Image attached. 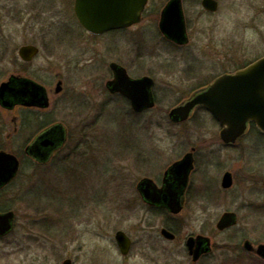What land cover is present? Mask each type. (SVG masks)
I'll list each match as a JSON object with an SVG mask.
<instances>
[{"label":"rangeland","instance_id":"obj_1","mask_svg":"<svg viewBox=\"0 0 264 264\" xmlns=\"http://www.w3.org/2000/svg\"><path fill=\"white\" fill-rule=\"evenodd\" d=\"M166 1L151 0L150 10L159 13ZM217 1L219 10L207 14L201 1L184 0L185 17L191 23L189 29L194 38L181 50L184 58L162 45L143 58L147 66L137 68L135 73L145 74L156 61L185 57L196 60L198 70V60L217 63L221 73L231 69L230 62L237 69L264 56V0ZM74 4L75 0H0V85L12 74L20 73L24 60L19 49L36 45L40 51L27 64L26 75L53 92L58 81L65 87L51 110L53 120L72 129L92 124L93 139L98 136L92 150L73 164V158L63 161L66 152L58 154L46 167L29 158L24 164L26 220L32 233L28 234L24 264H63L67 258L74 264H225L238 255L224 246L241 245L245 239L264 242V226H247L242 221L227 231L218 230L216 223L224 206L217 210L198 204L186 213V226L173 242L160 234L164 216L154 217L142 206L132 210L118 208L121 195L127 193L128 198L133 194L135 183L143 177L140 171L151 170L162 157L171 155L169 150H174L180 141L200 139V134L193 131L198 121L208 124L209 134H203L210 138L215 122L198 114L179 127L169 117L172 105L177 103L173 99L160 98L154 110L133 114L123 98L109 95L103 80L111 77L108 67H103V60L106 65L111 60L108 46L104 39L94 40L83 33ZM128 50L125 47L124 53ZM156 76L158 81L166 80L161 74ZM13 120L14 114L0 107V127L8 126L4 131L0 129V139L3 132V136L7 135L6 129L13 132ZM31 131L27 129L26 136ZM185 142L182 145L186 146ZM241 214L245 217L247 212ZM44 218L43 228L54 237L46 235L41 227ZM120 230L135 242L127 256L121 254L115 239ZM189 233L209 236L214 244L212 254L193 262L185 247ZM11 261L22 264L21 258ZM246 263L263 264L252 258Z\"/></svg>","mask_w":264,"mask_h":264},{"label":"flooded vegetation","instance_id":"obj_2","mask_svg":"<svg viewBox=\"0 0 264 264\" xmlns=\"http://www.w3.org/2000/svg\"><path fill=\"white\" fill-rule=\"evenodd\" d=\"M170 1L167 0L158 13L150 10L151 0H148L140 23L102 34L89 32L76 17L83 33L85 32L94 40L102 38L106 41L111 60L107 65L103 60V67H108V75L111 77L103 78V80L105 79V90L109 95L123 98L133 114L154 110L158 106V100L162 98L177 101L170 109V117L171 111L176 107L209 90L217 78L233 74L259 59L250 61L237 69H234L231 60L228 59L231 69H224L223 72L218 73L217 63L198 60V62L201 61L199 62L201 68L198 70L195 66L197 61L193 58L185 57L181 60L177 58L156 61L153 66H149L145 74L138 75L135 73L137 68L147 66L143 58L154 54L162 45L171 49V53L181 54L184 58V52L181 50L187 48L194 40L189 29L191 23L187 21L186 17L185 42H178L162 32L160 28L162 13ZM198 1H201L202 5L203 0H195L196 3ZM205 13L210 14L211 12L205 11ZM125 47L129 49L127 53H124ZM192 53L196 54V52ZM196 55L199 57L198 54ZM32 61H23L20 73L12 74L3 82L10 83V85L3 98H0V107L14 114L13 132L10 133L6 129L7 135L3 136L4 132L2 133L0 154L12 155L18 162L14 172L10 159L8 162L4 159L0 161V264H15L11 260L17 258H21L22 264H24L28 234L32 236V233L28 231V220H26L27 190L23 177L26 161L30 159L33 163L46 167L57 159L58 154L66 152L67 156L63 158V161L73 158V164L76 159L82 158L90 152L98 142V136L94 140L91 135L90 126L92 124L72 129L64 122L53 120L51 110L55 105V99H58L57 105L59 97H62L65 92V87L62 81H58L56 86L61 83V91L56 92L55 89L53 92L33 77L26 75L29 72L27 64ZM154 61L152 60V63ZM158 74L163 75L166 80L158 81L156 78ZM126 76L131 80H140L145 77L153 80L150 92L154 98L155 107L144 109L141 112L133 108L131 100L126 96L127 91L132 89L128 81L124 79ZM26 81H29V84ZM113 81L115 83L112 86L109 83ZM28 85L30 86L28 87ZM35 85L45 89L48 106H44L46 102L42 100V93L38 94L36 91ZM113 89L117 90L113 92ZM198 114H201V118L203 115L209 116L215 122L210 138L204 136V134H209L208 124L203 123V120L195 123L193 131L200 134V139L186 141V146L182 145L184 140L180 141L179 145L177 143L173 147L174 150H169L171 155L162 157V161L152 165L151 170L140 171L143 177L135 183L131 197L126 198L127 193H125L121 197L119 196L121 199H118L117 203L121 210H132L142 206L154 217L164 216L165 223L160 229V234L171 242L178 239L181 230L186 226L187 219L184 218L186 213H191L200 203L205 204V209L212 207L218 210L219 207L224 206L225 211L218 219L216 228L225 214H233L234 222L222 232L239 226L242 221L247 226H264V133L255 123H249L242 136L236 140H224L222 125L203 105L196 106L186 121L174 122L171 118L170 120L173 125L184 127L185 123L193 120L196 116L198 117ZM6 127H8L6 124L0 127L1 131H4ZM27 129L32 130L29 137L26 136ZM256 139L258 140L257 144ZM13 140H15V145ZM80 153L84 154L80 155ZM132 168L134 169V167ZM74 169L75 166L72 170ZM18 207L24 210L21 211ZM173 210L179 212L176 213ZM243 211L247 212L245 217L241 214ZM44 223L45 218L41 223L42 228ZM38 224L37 226H39ZM163 230L170 232L174 237H165L162 234ZM45 233L54 237L48 230H45ZM185 237V247L193 262H199L214 251V244L209 236L202 233H189ZM199 237L207 238V243L200 241L203 245L199 246V241H196ZM191 238L195 242L194 250L196 251L199 247L201 249V256L197 261H194L187 246L188 240ZM130 239L131 252L135 242L131 237ZM247 242L251 244L250 247L246 246ZM261 245H264V242L254 243L250 239H245L241 245L224 246L230 252H236L238 255L236 258L228 259L225 264H248L246 262L250 258L260 260L264 264V257L258 253ZM66 260L72 261L70 258ZM72 264H74L73 261Z\"/></svg>","mask_w":264,"mask_h":264},{"label":"water","instance_id":"obj_3","mask_svg":"<svg viewBox=\"0 0 264 264\" xmlns=\"http://www.w3.org/2000/svg\"><path fill=\"white\" fill-rule=\"evenodd\" d=\"M147 3L148 0H76L75 13L86 30L94 34H102L140 23ZM202 5L210 12H217L219 9L217 0H203ZM160 28L168 37L178 42L186 41L187 27L183 0L170 1L163 10ZM39 51L37 46L25 45L19 49V55L24 61L29 62L38 55ZM124 79L132 88L127 91L126 96L131 100L136 111L141 112L144 109L155 107L156 104L150 92L153 85L151 78L131 80L126 76ZM26 82L29 84V81ZM114 83L115 81L109 84L113 86ZM9 85L10 83L1 85L0 98H3ZM35 87H37L38 94L42 93V100L46 102L44 106H48L45 89L39 85ZM115 90L117 89L112 91L115 92ZM60 91L61 83L56 88V92ZM199 105H203L220 122L223 127L222 138L224 140H236L246 132L251 122L256 123L259 130L264 133V57L234 74L217 78L209 90L172 110L170 118L174 122L186 121L190 118L194 108ZM3 159L7 162L10 159L15 172L18 166L17 159L12 155L0 154V161ZM173 211L179 212L178 210ZM233 222V214H225L217 228L222 231ZM162 234L167 238L174 237L166 230H163ZM115 239L121 254L127 256L131 248L130 237L124 231H118ZM196 241H199V246H201L203 241L207 243L208 240L199 237ZM250 245L249 242L246 243L247 247ZM187 246L194 261H197L201 256L200 247L194 250L195 242L192 238L188 240ZM258 253L264 257V245L259 247ZM63 264H72V261L66 260Z\"/></svg>","mask_w":264,"mask_h":264}]
</instances>
